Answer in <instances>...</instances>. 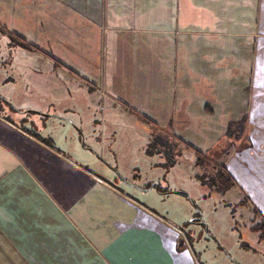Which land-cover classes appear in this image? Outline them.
I'll list each match as a JSON object with an SVG mask.
<instances>
[{"label": "crops", "instance_id": "obj_1", "mask_svg": "<svg viewBox=\"0 0 264 264\" xmlns=\"http://www.w3.org/2000/svg\"><path fill=\"white\" fill-rule=\"evenodd\" d=\"M13 1L56 12L54 20L44 17L43 31L61 43L71 19L109 24L112 61L106 63L103 88L113 98L114 91L129 89L132 97L124 90L120 96L163 117H171V99L185 100L175 95L182 90L171 82L177 42L184 43L186 34L212 40H202L210 45L200 58L206 78L201 91L202 98L218 101L203 103L199 116L241 124L237 139L222 132L220 162L233 179L230 190L240 191V203L264 220V0H0V5ZM131 16L135 22H125ZM139 35H145V48L121 50L119 44ZM87 37L81 36L82 42ZM79 55L88 59L83 51ZM134 58L138 66L130 62ZM117 76H127L128 87ZM12 111L0 113V264H199L191 252L184 254L175 224L121 191L102 196L107 186L69 160L54 139L36 127L16 125Z\"/></svg>", "mask_w": 264, "mask_h": 264}, {"label": "rangeland", "instance_id": "obj_2", "mask_svg": "<svg viewBox=\"0 0 264 264\" xmlns=\"http://www.w3.org/2000/svg\"><path fill=\"white\" fill-rule=\"evenodd\" d=\"M153 14L147 13L148 17ZM44 17L54 20L58 16L53 11L15 6V1L0 5V113L11 115L15 109L16 125L36 127L42 136L54 139L69 160L110 188L103 189L102 196L121 191L123 197L158 214L168 225L175 224L184 254L191 252L197 263L264 264V238L249 228L259 217L240 203V191L220 192L202 183L201 168L195 164L201 153L209 160H222V132L227 133L230 124L199 116L203 103L214 106L218 101L215 96L202 98L201 91L206 83L201 53L212 40L186 34L184 43L177 42L171 82L182 90L175 95L182 94L185 100L171 99V117H163L125 100V95V99L120 96L124 88L119 95L114 91L116 98L103 88L106 63L112 61L113 46L105 31L109 24L100 27L79 17L67 22V28L63 22H52L68 32L61 43L44 34ZM134 18L125 22H135ZM86 25L91 26L89 30ZM88 31L93 35L87 37ZM15 33L21 40L15 39ZM81 36L88 42H82ZM143 36L128 37L119 44L121 50L145 48ZM166 50L171 51V46ZM82 51L88 59L79 55ZM130 62L141 63L137 58ZM117 77L128 87L127 76ZM130 86H135L133 77ZM126 93L132 97L129 89ZM185 113L189 119L184 121ZM152 183L156 185L146 187ZM157 186L167 192L160 193ZM197 212L201 220L193 219Z\"/></svg>", "mask_w": 264, "mask_h": 264}, {"label": "trees", "instance_id": "obj_3", "mask_svg": "<svg viewBox=\"0 0 264 264\" xmlns=\"http://www.w3.org/2000/svg\"><path fill=\"white\" fill-rule=\"evenodd\" d=\"M15 39L21 40L20 36L16 33ZM230 124L227 127L226 134L229 137L233 134V137L237 139L239 137L238 135H240V132L237 133V131H241V129H239L238 127H241V124L234 125L232 129L230 128ZM195 164H197V166L201 168L199 176L204 179V181L201 180L202 183L213 185L220 192L226 191L233 185V179L225 168L223 162L217 161L216 159L209 160L207 159L206 154L201 153V156H198V159L195 161ZM157 189L160 190L159 188ZM163 192H167V190H160V193ZM249 228L253 231H256L258 233V237L264 238V220H260L256 223H253Z\"/></svg>", "mask_w": 264, "mask_h": 264}, {"label": "flooded vegetation", "instance_id": "obj_4", "mask_svg": "<svg viewBox=\"0 0 264 264\" xmlns=\"http://www.w3.org/2000/svg\"><path fill=\"white\" fill-rule=\"evenodd\" d=\"M201 170V169H200ZM154 185H156V183H152V184H149V185H146V187H149V186H154ZM157 188H159L158 186H157ZM160 189V188H159ZM163 191V190H162ZM196 215H198V217H195V218H193V219H200L201 220V215H200V213H196ZM201 223H203V222H201Z\"/></svg>", "mask_w": 264, "mask_h": 264}]
</instances>
